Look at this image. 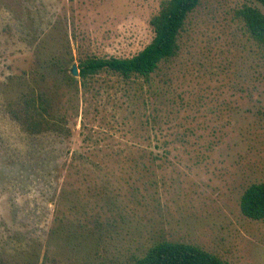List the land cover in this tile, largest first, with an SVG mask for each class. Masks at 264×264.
<instances>
[{
    "label": "rangeland",
    "instance_id": "374dc122",
    "mask_svg": "<svg viewBox=\"0 0 264 264\" xmlns=\"http://www.w3.org/2000/svg\"><path fill=\"white\" fill-rule=\"evenodd\" d=\"M163 1L0 0L5 264H133L163 241L264 264V220L240 209L264 182V48L239 13L262 4L201 0L148 79L64 81L88 56L142 51ZM29 86L52 90L69 136L14 120L8 102Z\"/></svg>",
    "mask_w": 264,
    "mask_h": 264
},
{
    "label": "trees",
    "instance_id": "16d2710c",
    "mask_svg": "<svg viewBox=\"0 0 264 264\" xmlns=\"http://www.w3.org/2000/svg\"><path fill=\"white\" fill-rule=\"evenodd\" d=\"M264 6V0H256ZM201 0H165L150 25L154 32L152 41L139 53L129 58L88 56L78 62L79 77L70 72L64 81L69 87L86 86L87 82L100 75L110 73L126 79L134 76L148 79L161 63L178 55L179 39L189 15L200 5ZM239 16L251 37L264 48V14L257 8L245 6ZM53 61V59H50ZM57 65L58 61L51 62ZM70 70V69H69ZM72 70V68H71ZM70 70V71H71ZM17 101L8 102L11 116L29 135L60 133L70 135L64 114H58L57 99L49 88L25 87ZM242 214L255 221L264 220V182L250 185L240 201ZM0 264H5L0 260ZM111 264V263H100ZM133 264H228L217 255L199 246L187 243L163 241L152 246L146 254Z\"/></svg>",
    "mask_w": 264,
    "mask_h": 264
},
{
    "label": "water",
    "instance_id": "95a60500",
    "mask_svg": "<svg viewBox=\"0 0 264 264\" xmlns=\"http://www.w3.org/2000/svg\"><path fill=\"white\" fill-rule=\"evenodd\" d=\"M71 74L73 77L78 78L79 77V69L77 64H73Z\"/></svg>",
    "mask_w": 264,
    "mask_h": 264
}]
</instances>
